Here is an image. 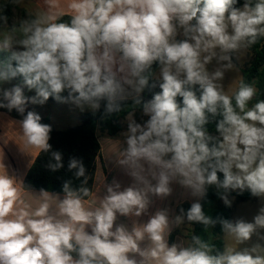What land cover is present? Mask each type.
Here are the masks:
<instances>
[{
	"label": "clouds",
	"instance_id": "9594fccd",
	"mask_svg": "<svg viewBox=\"0 0 264 264\" xmlns=\"http://www.w3.org/2000/svg\"><path fill=\"white\" fill-rule=\"evenodd\" d=\"M56 2L49 0L52 5ZM236 3L70 0V23H57V15L47 13L24 22L26 38L20 41L24 50L0 62V80L22 76L36 95L25 97L23 89L15 86L3 92L7 103L0 102V107L14 108L23 116L20 125L25 145L37 153L51 149V127L42 124L33 111L24 115L27 103L42 105L53 97L95 111L104 101L105 112L113 113L132 96L134 104L140 105V94L156 87V83L149 85L154 62L160 65V91L143 102V113L149 117L143 125L129 113L127 147L118 163L133 178V186L123 190L118 183L109 186L95 210L86 209L80 195L88 196V188L73 190L65 182L66 195L58 204L63 219L49 214V196L43 191V202L28 211L21 186L0 164V264H137L128 254L140 251L138 241L145 234L153 244L147 255L159 264H264L260 245L215 255L212 246L199 237H193L196 246H169L167 210L157 211L131 233L123 226L113 230L118 213L139 216L148 208L149 195L167 197L173 182L199 198L186 213L180 209L177 224L185 215L189 222L205 226L217 222L205 215L199 202L208 186L226 193L247 189L253 196L264 197V100L248 107L256 94L253 86L241 81L234 94L228 95L216 83L224 70L232 68L227 53L264 36V0L254 6L246 0L242 9L233 7ZM193 20L195 24L190 23ZM178 29H183L184 40L175 39ZM10 43L6 37L2 47L8 49ZM213 58L228 63L209 74L206 65ZM64 92L67 97L62 96ZM208 113L222 116L216 126L220 138L204 128ZM52 158L55 163L48 165L52 171L63 167L60 152H52ZM68 167L77 170L76 177H85L81 161L73 158ZM218 172L223 173L222 180ZM221 198L231 205L227 195ZM219 222L227 234L243 243L257 229H264V207L254 222ZM85 226H91V233Z\"/></svg>",
	"mask_w": 264,
	"mask_h": 264
},
{
	"label": "trees",
	"instance_id": "16d2710c",
	"mask_svg": "<svg viewBox=\"0 0 264 264\" xmlns=\"http://www.w3.org/2000/svg\"><path fill=\"white\" fill-rule=\"evenodd\" d=\"M246 0H237V3L233 7L241 8ZM258 0H251V4L254 6ZM35 15L22 6L13 5L11 2H5L0 0V22L13 27L15 25H24L25 21L35 19ZM72 15H61L56 20L57 23H70ZM195 24V20L192 21ZM186 37L180 39L184 40ZM249 59L241 67L243 71L242 81L245 84H249L256 89V94L251 100V107L264 100V36H258L256 42L248 44ZM12 52L7 50H0V62L8 61ZM12 66L16 67V61H11ZM160 69L158 62H154L152 68L149 70L151 76L149 79V85L156 83L154 88H146L141 96V104L135 105L133 98H128L121 102V110L113 113L105 112V102L102 101L100 108L95 111L83 113L81 115V123L75 127L58 130L47 118H41L42 124H47L51 127L49 144L51 149L48 152H40L35 162L28 171L24 188L27 190H42L53 193L65 194L63 191V185L65 182H69L70 187L73 190H79L80 188H88L89 195L84 196L80 193L82 198H87L93 191L94 178L97 169V162L101 159V144L99 136L97 134L98 129L105 132L108 137H115L123 130L122 121L131 113L136 122L140 116V112L143 111V102L149 101L153 98L155 93L160 91L159 84L155 77V74ZM14 78L22 79L20 76ZM196 89L199 86H195ZM68 93H64V97H67ZM199 95V91H197ZM182 98L178 97V101ZM0 102L7 103L0 100ZM233 104L235 101L233 100ZM0 110H4L14 117L23 119V116L16 111V109L9 110L6 107H0ZM25 110L24 115H27ZM208 123L204 125L205 130L210 136L220 138V133L217 131V123L222 119V116L218 113L213 116L208 113ZM60 152L62 156L63 167L52 171L48 165L55 163L52 158V152ZM77 159L81 161L85 167V177H87V183H84L85 177H76V169L69 170V162L71 159ZM219 179H223V173L218 172ZM228 194L236 198L237 201L242 202L250 199H257L259 196H253L250 190L245 189L241 192L237 190H229L227 193L224 189H218L215 185L208 186L206 196L201 199L203 211L206 215L208 213L212 220L217 221L213 225L205 226L198 222H189L186 215L183 217L193 227L192 232L189 235V241L192 246H196L193 237H199L201 241L208 243L212 246L211 254L215 255L218 252H225L224 230L219 220H228L232 222V206L222 203V196ZM191 207L188 202L181 203L177 206L176 212L180 215V209L183 208L186 213ZM76 258V253H72Z\"/></svg>",
	"mask_w": 264,
	"mask_h": 264
},
{
	"label": "crops",
	"instance_id": "0c3cea01",
	"mask_svg": "<svg viewBox=\"0 0 264 264\" xmlns=\"http://www.w3.org/2000/svg\"><path fill=\"white\" fill-rule=\"evenodd\" d=\"M17 3L32 12L35 16H37V14L39 13L54 14L57 15V17L61 15H72L71 10L68 7L70 0H57L55 5H52L51 3L45 5L42 1L39 0H17ZM10 44H13L14 48H18L17 46L19 43L17 41L11 40ZM23 50L24 49H22L21 51ZM232 62L234 63L235 60L232 59ZM159 71L160 69L155 74V77ZM20 77L22 79L11 78L9 80H0V100H3V92L5 90H10L15 86H20L23 89L25 97L31 98L36 95V90H29L24 84L23 77ZM156 78L160 79L158 77ZM64 93H62V96H64ZM128 98L133 97L129 96ZM25 110L28 112L33 111L39 114L41 118L49 119L50 122L58 130H66L79 125L81 123V115L83 113L94 111L87 105H84L83 109H81V107L77 106L71 101L58 102L53 97H49L48 100L42 105L32 104L31 102H29L26 104ZM21 120L22 119L14 117L4 110H0V164L3 165L4 172L13 177L16 180L17 184L21 186V199L24 201V204L28 205L27 210L34 211L40 205V203L43 202L42 190H27L24 188V181L28 171L30 170L40 152L37 153L36 149L25 145L23 131L20 125ZM117 137L118 136L110 138L116 140L118 139ZM120 142L122 143L123 141ZM121 152L122 151H120L119 149V157H121ZM102 157L103 155L101 152V160ZM98 165H100L99 161L97 162V169L94 178L92 193L87 198L81 197L82 201L84 202L85 208L88 210H95L100 206L103 198L107 194L105 183L110 179L112 172L111 169H113L112 167H110L109 169L103 157V160L101 162L103 174L101 177H99ZM174 183L176 184V182ZM177 185L180 186V184ZM43 192H47L49 196V214L57 219H63L64 217L60 216L59 214L58 204L65 198L66 194L53 193L49 191ZM179 200L180 199H174L170 204L172 205L176 203L174 205L173 214H168L170 226L165 239L169 246H171L172 244H176L180 247H188L187 240L189 239L191 230H187V233H184L183 230L179 229L181 225L183 223H186L187 221L185 218H183L181 223L177 224L175 222V217L179 215L176 212V208L181 203L188 202L192 204L193 202L191 201V199L187 201L185 200V198L183 201ZM200 201L201 199L199 200V202ZM242 203V220H244L245 222H254V217L258 215L260 213V209L264 207V197L259 196L257 199L242 201ZM19 207H24V205H19ZM151 216H153V214L137 216L134 213H130L128 215H120L118 213L116 220L114 221L113 230H115V228L118 226H123L128 232L131 233L134 229L142 228L148 222ZM85 230L91 233V226H85ZM224 241L226 251L228 249V246L225 238ZM243 244V249H251L256 245H260V248L264 249V229H257V232L253 234L251 239L243 242ZM138 245L140 251L129 253L128 255L130 259L136 260L137 264H159L157 260L147 255V253H149L151 248L153 247V244L148 238L147 234H145L143 240L138 241ZM141 253H145V255H141ZM260 253H264V251H261Z\"/></svg>",
	"mask_w": 264,
	"mask_h": 264
},
{
	"label": "rangeland",
	"instance_id": "374dc122",
	"mask_svg": "<svg viewBox=\"0 0 264 264\" xmlns=\"http://www.w3.org/2000/svg\"><path fill=\"white\" fill-rule=\"evenodd\" d=\"M2 1L11 2L13 5H16V6L19 5L17 3V0H2ZM39 1H42L45 5L49 4V0H39ZM242 8L243 6L241 7V9ZM190 23H192V21ZM22 28H23V25H15L13 27H9L0 22V50H4L2 46H3V43L6 37H10L11 40L17 41L19 43L17 46L19 49L14 48V45L10 44V47L5 50L11 51V52H19L22 49H24L23 45L20 43V41L26 38ZM229 31L231 30L229 29ZM184 37L185 36L183 34V29H178V33L175 39L179 41L180 39ZM216 51L218 54H220L219 49H216ZM227 54L230 56L232 68L224 70L222 79L216 81V83H218L222 87L223 91L226 94L233 95L234 92L239 87V84L241 83L242 78H243V71H242L241 66L249 59L248 49L246 47V41L243 42L238 47V49L232 50ZM232 59L235 60L234 63L232 62ZM226 63L228 62L227 61L218 62L216 58H213V60L209 64L206 65V69L209 72V74H211L215 70L220 68L222 64H226ZM156 77L160 78V71L158 72ZM248 107H251V101L249 102ZM132 119H134L133 115H132ZM148 119L149 117L145 115L143 111H141L140 116L136 120V123H140L143 125ZM121 121L123 124V130L117 135L118 139H116L119 142H117L113 138L108 137L107 134L105 132H102L100 129H98L97 131V134L101 142V147H102L101 152L104 157V161L109 167V169L110 167L113 168L111 169L112 172H111L110 179L105 183L106 189L109 186H114V183H118L120 185V190H123L129 186H133L134 184L133 178L130 175H128L126 170L118 163V161L122 158V156L119 157V154H120L119 149L120 151L123 152L124 149L127 147L126 138L128 135V124L130 122L129 115H127V117ZM120 141H123V142L121 143ZM103 157H102V160H103ZM102 160L101 159L99 160L100 165H98L99 177H101L103 174V169L101 167ZM177 184L178 183L176 184L174 182L172 183L171 185L172 192L167 197L161 198V197L153 196L150 194L149 195L150 203L148 205V208L146 211L142 212L140 215H150V214L154 215L157 211H160V210H167V214L172 215L174 212V205L176 203L172 205L170 204L171 202H173L174 199L176 200L180 199L179 201H183L185 198V200L187 201H189L190 199L192 202L197 201V197L192 196L190 190L182 187L181 185L179 186ZM224 195H227V198L231 201V206L233 209L232 221L235 222L237 220H241L243 203L237 201L236 198L233 196H230L228 194H224ZM222 203H224L223 199H222ZM208 211H209V208H208ZM208 211L206 213V216H210ZM192 228L193 227L186 222V223H183L179 229L183 230L184 233H187V230H191L192 232ZM224 238L226 239V242H227V246H228L227 250L229 249H232L234 251L243 250L244 244L237 242L234 236H231L225 232ZM187 243H188V247L192 246L189 239L187 240ZM260 254L264 255V253H260Z\"/></svg>",
	"mask_w": 264,
	"mask_h": 264
}]
</instances>
